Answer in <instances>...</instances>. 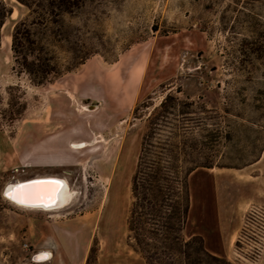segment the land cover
Masks as SVG:
<instances>
[{
    "label": "rangeland",
    "instance_id": "1",
    "mask_svg": "<svg viewBox=\"0 0 264 264\" xmlns=\"http://www.w3.org/2000/svg\"><path fill=\"white\" fill-rule=\"evenodd\" d=\"M6 1L15 11L0 42V264H86L92 248L98 264H147L129 238L132 178L148 117L168 94L180 100L171 118L189 125L198 157L214 163L190 177L184 237H201L233 264H261L264 241L258 255L254 238L240 237L249 209L264 207V61L244 41L264 34V0L89 3L66 18L106 57L91 55L40 86L15 66L11 48L14 24L29 9ZM88 104L98 109L87 112ZM57 133L63 150L42 158L72 162L20 161L25 141L50 142ZM42 175L66 177L73 200L46 211L5 197L9 182ZM45 249L51 257L38 262Z\"/></svg>",
    "mask_w": 264,
    "mask_h": 264
},
{
    "label": "trees",
    "instance_id": "2",
    "mask_svg": "<svg viewBox=\"0 0 264 264\" xmlns=\"http://www.w3.org/2000/svg\"><path fill=\"white\" fill-rule=\"evenodd\" d=\"M17 1L27 6L29 13L14 24L11 48L15 66L27 73L33 84L44 85L53 76L71 72L96 53L105 56L80 36L81 27L66 18L103 0ZM13 11L6 0H0V42ZM153 30L159 31V25L154 24ZM244 41L254 45V59L264 61V34ZM59 52L67 54L65 63ZM179 102L168 94L148 117L132 178L129 238L147 264H233L209 252L201 237L186 239L183 235L192 206L190 177L200 169L213 168L214 163L211 157H198V144L189 141V125L171 118ZM15 114L10 115L12 120ZM86 264H98L93 248Z\"/></svg>",
    "mask_w": 264,
    "mask_h": 264
},
{
    "label": "bare ground",
    "instance_id": "3",
    "mask_svg": "<svg viewBox=\"0 0 264 264\" xmlns=\"http://www.w3.org/2000/svg\"><path fill=\"white\" fill-rule=\"evenodd\" d=\"M85 109L87 112H95L98 109V106L88 104L85 106ZM83 145H87V143H73V147L78 149H81ZM39 179H52V181H61L63 183V187L57 190L56 199L51 203L50 206L47 199L51 195L50 191L46 192V195L40 198L34 189H21V186H24V182ZM4 193L6 194V197L17 206L28 209L52 211L69 204L73 200L76 192L71 188L69 180L66 177H62L60 175H42L27 179H20L16 182H9ZM51 255L52 252L45 249L38 252L35 255V259H37L38 262H41L48 260Z\"/></svg>",
    "mask_w": 264,
    "mask_h": 264
},
{
    "label": "crops",
    "instance_id": "4",
    "mask_svg": "<svg viewBox=\"0 0 264 264\" xmlns=\"http://www.w3.org/2000/svg\"><path fill=\"white\" fill-rule=\"evenodd\" d=\"M60 136H61V134L57 133V134L53 135V137L50 138V140H51L50 142L45 139V140L39 142V144H33L32 140H30L29 143H28V141H25L24 142L25 143L24 144V151H23L22 156L20 157V161L25 166H28V167H33V166H54L55 167V166H61L63 164L72 162L73 160H68L65 162H63V161L53 162V161H44V159H43L44 157H46V155H51L55 152H58V151L60 152L63 150V148H61L63 146L60 144L61 142H59ZM69 153H70V151H69ZM9 154H10V152H9ZM35 155H38V156H35ZM41 155H44L43 158ZM6 163L8 164V160ZM0 170H1V164H0ZM261 264H264V261Z\"/></svg>",
    "mask_w": 264,
    "mask_h": 264
},
{
    "label": "built area",
    "instance_id": "5",
    "mask_svg": "<svg viewBox=\"0 0 264 264\" xmlns=\"http://www.w3.org/2000/svg\"><path fill=\"white\" fill-rule=\"evenodd\" d=\"M16 171H20V169L18 168ZM245 226L247 231L240 237V242L243 243L246 237L254 238L255 248L258 255H260L259 251H261L264 241V207H251L245 215Z\"/></svg>",
    "mask_w": 264,
    "mask_h": 264
},
{
    "label": "snow or ice",
    "instance_id": "6",
    "mask_svg": "<svg viewBox=\"0 0 264 264\" xmlns=\"http://www.w3.org/2000/svg\"><path fill=\"white\" fill-rule=\"evenodd\" d=\"M63 187V183L61 181H48V182H37L35 185H27V186H21V189L23 188H31V189H39L44 192L51 193L50 197H48V203L49 206L51 203L56 199L57 196V190ZM39 198V197H38Z\"/></svg>",
    "mask_w": 264,
    "mask_h": 264
},
{
    "label": "water",
    "instance_id": "7",
    "mask_svg": "<svg viewBox=\"0 0 264 264\" xmlns=\"http://www.w3.org/2000/svg\"><path fill=\"white\" fill-rule=\"evenodd\" d=\"M48 181H52V179H39V180H29V181H26L24 182V186H27V185H35L37 182H48ZM36 191V193H38V196L40 198L44 197L46 195V192L44 191H41L39 190L38 188L37 189H34ZM5 197H6V194L4 193Z\"/></svg>",
    "mask_w": 264,
    "mask_h": 264
}]
</instances>
